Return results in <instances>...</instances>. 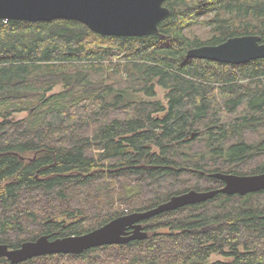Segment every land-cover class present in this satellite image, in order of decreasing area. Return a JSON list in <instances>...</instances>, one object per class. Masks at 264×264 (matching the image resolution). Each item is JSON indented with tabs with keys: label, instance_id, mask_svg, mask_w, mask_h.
I'll return each mask as SVG.
<instances>
[{
	"label": "trees",
	"instance_id": "1",
	"mask_svg": "<svg viewBox=\"0 0 264 264\" xmlns=\"http://www.w3.org/2000/svg\"><path fill=\"white\" fill-rule=\"evenodd\" d=\"M164 5V36L0 19V243L89 232L173 195L220 188L213 172H264V58L235 65L187 55L232 36L264 42V0ZM209 12L213 34L188 35ZM157 87L166 104L130 96L155 97ZM144 222L147 239L18 264H264V189Z\"/></svg>",
	"mask_w": 264,
	"mask_h": 264
},
{
	"label": "water",
	"instance_id": "2",
	"mask_svg": "<svg viewBox=\"0 0 264 264\" xmlns=\"http://www.w3.org/2000/svg\"><path fill=\"white\" fill-rule=\"evenodd\" d=\"M165 0H0V19L28 22L72 19L85 23L91 30L105 36L140 37L164 36L159 23L170 14ZM188 57L240 65L264 58V42L259 35L229 37L217 45L190 48ZM194 136V135H193ZM212 177L224 182L220 188L195 189L173 195L156 207L120 215L106 224L79 235L51 239L43 234L36 240L24 241L11 248L0 243V258L18 264L47 254H81L104 245L125 244L148 238L141 221L155 215L177 210L189 204L207 201L219 193L246 195L264 189V172L235 174L213 172ZM133 228V233L127 229Z\"/></svg>",
	"mask_w": 264,
	"mask_h": 264
},
{
	"label": "rangeland",
	"instance_id": "3",
	"mask_svg": "<svg viewBox=\"0 0 264 264\" xmlns=\"http://www.w3.org/2000/svg\"><path fill=\"white\" fill-rule=\"evenodd\" d=\"M213 12L205 13L201 15L200 19L201 22L198 24H193L189 28H187L186 32L190 36H195L199 37L202 40L208 39L213 33H212V24H211V17L213 16ZM63 89L62 85H57L51 93L59 92ZM157 95L155 97L147 98L143 94H130L131 97L135 98L136 100H143V99H151V100H160L164 102L165 104L167 103V100L165 98L166 91L162 89L161 87H157ZM27 114L26 112L19 113L18 118L21 119L25 117ZM253 140V139H251ZM213 260H218V259H224V256L222 255H213L212 257ZM59 264H83L82 261H73V260H67L64 258L60 259Z\"/></svg>",
	"mask_w": 264,
	"mask_h": 264
},
{
	"label": "flooded vegetation",
	"instance_id": "4",
	"mask_svg": "<svg viewBox=\"0 0 264 264\" xmlns=\"http://www.w3.org/2000/svg\"><path fill=\"white\" fill-rule=\"evenodd\" d=\"M223 185H224V184H223ZM141 223H142V225H143V230H146V231H147V229H146L147 225L145 224L144 220L141 221ZM133 230H134L133 228H128V229H127V232L131 234V233H133ZM125 244H126V243H125ZM114 245H119V244H114ZM104 246H105V245H104ZM100 247H102V246H100ZM100 247H97V248H100Z\"/></svg>",
	"mask_w": 264,
	"mask_h": 264
}]
</instances>
